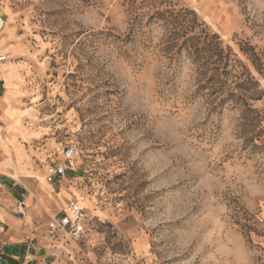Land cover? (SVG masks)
<instances>
[{"label": "rangeland", "instance_id": "1", "mask_svg": "<svg viewBox=\"0 0 264 264\" xmlns=\"http://www.w3.org/2000/svg\"><path fill=\"white\" fill-rule=\"evenodd\" d=\"M0 19L55 163L96 199L72 238L91 264H264V0H0Z\"/></svg>", "mask_w": 264, "mask_h": 264}, {"label": "crops", "instance_id": "2", "mask_svg": "<svg viewBox=\"0 0 264 264\" xmlns=\"http://www.w3.org/2000/svg\"><path fill=\"white\" fill-rule=\"evenodd\" d=\"M0 22V55L6 56L0 62V264H91L90 248L77 240L44 244L49 220L69 202L86 207L96 199L70 167L64 179L47 174L59 149L57 128L41 106L27 103L32 94L22 79V33L9 24L1 33Z\"/></svg>", "mask_w": 264, "mask_h": 264}, {"label": "built area", "instance_id": "3", "mask_svg": "<svg viewBox=\"0 0 264 264\" xmlns=\"http://www.w3.org/2000/svg\"><path fill=\"white\" fill-rule=\"evenodd\" d=\"M2 22H0V26ZM6 56L0 55V62H3ZM76 155V150L72 146H67L63 150L64 160L68 161ZM68 171V165L65 162L56 164L52 163L48 166V173L52 176L64 179ZM22 202L18 203L19 213H22ZM86 218V212L75 201L67 204L65 212L60 216L51 218L47 224L46 231L50 236L65 233L71 239L76 238L83 232V222Z\"/></svg>", "mask_w": 264, "mask_h": 264}, {"label": "bare ground", "instance_id": "4", "mask_svg": "<svg viewBox=\"0 0 264 264\" xmlns=\"http://www.w3.org/2000/svg\"><path fill=\"white\" fill-rule=\"evenodd\" d=\"M80 205V204H79ZM81 206V205H80Z\"/></svg>", "mask_w": 264, "mask_h": 264}]
</instances>
